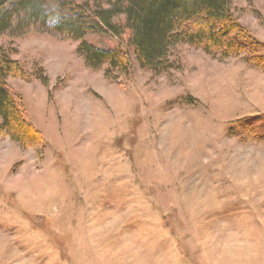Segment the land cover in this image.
I'll use <instances>...</instances> for the list:
<instances>
[{"label": "rangeland", "instance_id": "1", "mask_svg": "<svg viewBox=\"0 0 264 264\" xmlns=\"http://www.w3.org/2000/svg\"><path fill=\"white\" fill-rule=\"evenodd\" d=\"M231 13L241 49L180 43L158 68L110 32L85 41L126 67L55 33L0 37L41 136L0 133V264H264V0Z\"/></svg>", "mask_w": 264, "mask_h": 264}, {"label": "trees", "instance_id": "2", "mask_svg": "<svg viewBox=\"0 0 264 264\" xmlns=\"http://www.w3.org/2000/svg\"><path fill=\"white\" fill-rule=\"evenodd\" d=\"M234 1L0 0V37L55 33L81 41L78 53L90 68L105 64L126 67V54L85 41L89 33L110 32L127 36L142 68H158L166 64L170 50L180 43L201 45L208 52L225 55L241 49L238 38L247 35L242 34L244 28L231 13ZM19 71L18 62L0 52V133L22 145H34L41 136L28 121L21 98L8 85V78Z\"/></svg>", "mask_w": 264, "mask_h": 264}]
</instances>
